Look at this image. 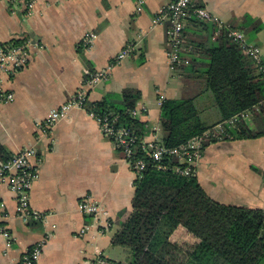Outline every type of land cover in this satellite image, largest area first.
<instances>
[{"label":"crops","instance_id":"1","mask_svg":"<svg viewBox=\"0 0 264 264\" xmlns=\"http://www.w3.org/2000/svg\"><path fill=\"white\" fill-rule=\"evenodd\" d=\"M168 1L145 0L139 11L135 0H34L33 13L27 17L24 0H0V44L17 43L23 37L33 43L26 67L13 77L3 76L2 88L11 91L14 99L0 105V165L34 146L39 173L29 201L46 217L21 221L14 196L0 183V223L11 238L6 248L7 237L0 234V264H19L25 251L43 237L47 240L38 264H91L98 255L125 262L122 247L111 244L131 210L136 180L123 154L83 109H72L58 120L47 138L38 139L35 123L76 93L89 74L106 69L128 43L135 50L112 68L107 79L88 90V103L107 96L117 101L124 91H138L135 117L146 127L145 141L162 140L161 96L163 100L193 98L206 124L219 121L213 103L211 108L201 104L206 65L200 62L205 56L199 44L207 34L192 21L183 34L187 68L169 69L167 24L153 23ZM197 2L241 30L246 41L259 49L264 66V0ZM87 33L95 38L85 50L81 40ZM255 122L248 128L254 129ZM262 173L264 135L209 143L195 170L211 199L257 209H264ZM85 196L100 206L98 216L79 211L77 204Z\"/></svg>","mask_w":264,"mask_h":264},{"label":"trees","instance_id":"2","mask_svg":"<svg viewBox=\"0 0 264 264\" xmlns=\"http://www.w3.org/2000/svg\"><path fill=\"white\" fill-rule=\"evenodd\" d=\"M192 23L207 34L206 41L199 44L205 56L200 62L206 65L204 88L212 94L218 122L263 101L264 74L257 73L253 61L225 33L212 40V25L197 20ZM185 68L183 63L179 67ZM139 97L138 91L127 90L117 101L107 96L86 107L116 115L117 124L128 126L142 138L146 127L130 114ZM199 113L193 98L165 99L159 119L163 144L177 146L214 125L206 124ZM253 120L254 129L237 123L227 129L229 137L223 140L263 136L264 103ZM2 152L0 147V155ZM137 155L144 156L142 152ZM146 160V169L134 181L131 210L111 239V244L121 246L126 254L121 264H264V209L219 203L207 195L195 175L159 170L155 162ZM162 161L171 167L176 163L166 158ZM262 177L264 180V173Z\"/></svg>","mask_w":264,"mask_h":264},{"label":"built area","instance_id":"3","mask_svg":"<svg viewBox=\"0 0 264 264\" xmlns=\"http://www.w3.org/2000/svg\"><path fill=\"white\" fill-rule=\"evenodd\" d=\"M3 1L10 2L12 0ZM135 2L137 10L140 11L145 0H135ZM23 7L27 17L32 15L34 0H24ZM192 20L212 25L215 28L211 36L212 40H215L220 33H225L226 37L238 46L241 53L253 61L257 71L264 74V66L261 62L259 49L246 41L245 35L241 30L212 16L205 7L198 4L197 0H169L159 9L153 21L155 24H167L168 64L171 71H175L182 63L184 65L188 63L182 56L184 50L183 32L187 23ZM94 38L95 35L93 33L85 34L81 40L82 47L85 50L90 49ZM32 46L33 43L28 37L21 38L17 43L0 44V105L12 102L14 99L11 91L2 88L3 76L13 77L26 67L30 60V49ZM134 50L135 45L128 43L114 57L106 69L89 74L76 93L60 106L52 109L43 120L35 123L38 139L49 137L55 123L66 116L72 109H83L95 119L102 135L111 140L115 148L123 154L124 161L134 172L136 179L140 178L147 167L146 157L155 162L159 170L169 169L180 176H193L195 175L197 163L203 156L206 147L205 143L224 141L225 136L229 137L227 129L235 127L237 123L249 125L252 122L253 115L260 111V106L264 103V100H261L252 108L235 114L226 121L218 122L174 147L165 146L162 140L157 138L145 141L143 138H139L128 126L117 124L118 117L116 115L95 113L92 109H87L86 107L88 90L107 79L112 68ZM163 101V96H161V102ZM137 112L136 108L130 110V114L133 117L137 115ZM139 152H142L144 156H138ZM36 155L34 146H27L0 165V183L8 186L16 202V217L24 223L30 220L44 221L46 219L45 214L32 209L29 201L32 185L38 178L39 173V160ZM164 158L176 160V163L171 167L163 163L162 160ZM77 207L86 216L95 217L101 212L100 206L89 196L82 198L78 202ZM0 234L7 237L6 248L9 247L11 238L5 226L1 223ZM46 240L47 237H43L29 250H26L19 264H38ZM91 264L121 263L98 255Z\"/></svg>","mask_w":264,"mask_h":264},{"label":"rangeland","instance_id":"4","mask_svg":"<svg viewBox=\"0 0 264 264\" xmlns=\"http://www.w3.org/2000/svg\"><path fill=\"white\" fill-rule=\"evenodd\" d=\"M213 99H212V94L210 93V91L206 90V93L204 94L203 98H202V105L205 107V108H211V105H212V102ZM121 247V246H120ZM123 249V248H122Z\"/></svg>","mask_w":264,"mask_h":264}]
</instances>
